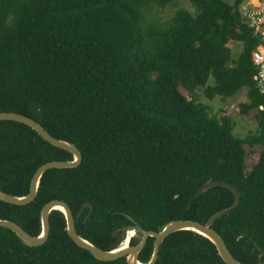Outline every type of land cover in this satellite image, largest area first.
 Wrapping results in <instances>:
<instances>
[{
  "label": "trees",
  "instance_id": "obj_1",
  "mask_svg": "<svg viewBox=\"0 0 264 264\" xmlns=\"http://www.w3.org/2000/svg\"><path fill=\"white\" fill-rule=\"evenodd\" d=\"M179 1L0 0V111L33 117L29 105L39 102L40 124L82 157L75 167L46 170L29 203L0 201V219L38 236L47 201H64L74 218L89 202L93 210L85 222L88 208L75 220L76 232L111 250L121 241L111 233L133 222L153 231L170 220L204 223L233 203V193L214 186L188 202L203 183L221 180L240 200L212 228L234 258L264 264V96L251 61L262 40L241 16L243 0H187L193 12L179 6L166 21L149 16ZM232 42L241 44L234 58ZM198 87L208 100L245 87L238 110L252 112L256 130L233 134L231 115L211 113ZM245 145L261 147L249 170ZM72 159L29 126L0 120L1 191L26 195L40 165ZM48 218V237L38 246L0 226V264H126L77 246L60 210ZM152 242L148 237L139 261L149 259ZM154 264L226 263L210 240L181 230L165 237Z\"/></svg>",
  "mask_w": 264,
  "mask_h": 264
},
{
  "label": "water",
  "instance_id": "obj_2",
  "mask_svg": "<svg viewBox=\"0 0 264 264\" xmlns=\"http://www.w3.org/2000/svg\"><path fill=\"white\" fill-rule=\"evenodd\" d=\"M40 107L41 104L39 102L31 101L29 105V109L32 111L33 117H29L13 111H0V120L17 121L29 126L51 145L70 152L73 156V159L52 160L43 163L32 174L30 179L29 190L26 195L15 196L0 190V201H4L16 205L27 204L35 198L37 194L40 177L46 170L51 168L75 167L79 165V163L81 162L82 159L81 153L74 143L64 139L55 138L47 130H45L44 127L40 124V121L42 120L43 117V112L40 109ZM214 186H222L229 189L234 195V200L231 205L213 213L204 223H200L198 221L191 219L170 220L164 223L157 231H153V230H145L141 226H139L136 222H133L132 225L119 228L115 232L111 233L112 235L116 234L117 236L121 237V241L119 242V244L111 250L101 249L95 244L91 243L87 239L77 234L74 227V218L69 209V206L67 205V203H65L60 199L49 200L41 207L40 210L41 232L38 236L30 235L20 225L8 219H0V226L11 230L24 244L28 246H38L44 243V241L48 237L49 228H50L49 218H48L49 213L52 210L57 209L64 214L65 229L69 237L73 240V242L80 248L89 251V253L95 259L100 261H112L124 256L126 264H138V263L154 264L158 256L160 244L165 239V237L175 231L187 230L202 235L208 240H210L212 244L215 246L218 255L224 261V263L249 264V263L241 262L236 258H234L232 254L229 252L221 235L215 229L212 228V225L216 219H219L220 217L229 213L239 204L240 196L237 189L233 185L221 180H208L196 190L192 198L189 200L187 206L190 205L193 199L197 198L200 194L204 193L205 191L209 190ZM85 208H88V212L83 219L84 222L87 220V218L90 216L93 210L91 203L89 202L83 203L81 208L76 214V218H79L80 214ZM129 218L132 219L131 217ZM131 230L135 233V235L136 234L140 235L138 242L134 245L129 244L130 239L133 236H135L133 235L130 238H128L127 245L125 247H119L122 240L127 237L128 233ZM148 237L153 238L152 252L149 259L146 262H141L138 260V255L139 252L142 250L144 244L146 243Z\"/></svg>",
  "mask_w": 264,
  "mask_h": 264
},
{
  "label": "rangeland",
  "instance_id": "obj_3",
  "mask_svg": "<svg viewBox=\"0 0 264 264\" xmlns=\"http://www.w3.org/2000/svg\"><path fill=\"white\" fill-rule=\"evenodd\" d=\"M227 3H232L233 0H224ZM180 3L177 6H172L171 4L166 6L163 10L156 11L153 9L151 13L149 14L150 17L153 15L155 17H158L161 21L168 20L177 7L182 6L187 8L188 10L192 11L194 8L190 6L187 0H180ZM232 50V57H236L239 50L241 49V44L238 42H232L229 44ZM197 93L200 95L199 99L210 105V112L211 113H218L225 111L231 115L234 121V127H233V134L239 137H245L246 135L253 133L256 130V122L252 117V112L249 115H242L238 110V104L240 102L246 101V88H241L235 95L225 98L222 100L219 96L215 97L212 100L206 99L202 95V88L198 87L196 89ZM246 149V158H245V170H249L253 163L255 162L257 158V151L260 150V145H256L254 147H250L248 145L244 146ZM136 239L140 238V235L136 234ZM126 239H124L122 242H125Z\"/></svg>",
  "mask_w": 264,
  "mask_h": 264
},
{
  "label": "built area",
  "instance_id": "obj_4",
  "mask_svg": "<svg viewBox=\"0 0 264 264\" xmlns=\"http://www.w3.org/2000/svg\"><path fill=\"white\" fill-rule=\"evenodd\" d=\"M239 10L253 34L258 35L262 40L251 52V61L256 67L253 79L259 92L264 96V0H245Z\"/></svg>",
  "mask_w": 264,
  "mask_h": 264
},
{
  "label": "bare ground",
  "instance_id": "obj_5",
  "mask_svg": "<svg viewBox=\"0 0 264 264\" xmlns=\"http://www.w3.org/2000/svg\"><path fill=\"white\" fill-rule=\"evenodd\" d=\"M133 235H135V233L131 230V231L128 233L127 237L124 238V239H126V241H125V242H122V243L120 244L119 247H125V246L127 245L128 238H130V237L133 236ZM138 264H144V263H138Z\"/></svg>",
  "mask_w": 264,
  "mask_h": 264
},
{
  "label": "flooded vegetation",
  "instance_id": "obj_6",
  "mask_svg": "<svg viewBox=\"0 0 264 264\" xmlns=\"http://www.w3.org/2000/svg\"><path fill=\"white\" fill-rule=\"evenodd\" d=\"M87 214V213H86ZM85 214V215H86ZM81 215V214H80ZM80 217V216H79ZM85 217V216H84ZM84 217H83V219H84ZM74 218V217H73ZM78 218H76V216H75V218H74V224H75V220H77ZM88 219V218H87ZM83 221V220H82ZM84 222V221H83ZM74 227H75V225H74ZM76 230V229H75ZM124 257V256H123ZM125 258V257H124Z\"/></svg>",
  "mask_w": 264,
  "mask_h": 264
},
{
  "label": "crops",
  "instance_id": "obj_7",
  "mask_svg": "<svg viewBox=\"0 0 264 264\" xmlns=\"http://www.w3.org/2000/svg\"><path fill=\"white\" fill-rule=\"evenodd\" d=\"M243 1H245V0H243Z\"/></svg>",
  "mask_w": 264,
  "mask_h": 264
}]
</instances>
